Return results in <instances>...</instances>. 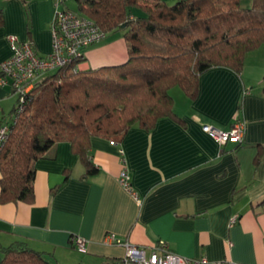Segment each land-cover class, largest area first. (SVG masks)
<instances>
[{"label": "crops", "instance_id": "crops-1", "mask_svg": "<svg viewBox=\"0 0 264 264\" xmlns=\"http://www.w3.org/2000/svg\"><path fill=\"white\" fill-rule=\"evenodd\" d=\"M0 6V62L12 51L9 34L31 40L39 55L51 51L56 0H0ZM59 7L73 9L69 0ZM86 53L81 69L123 63L122 30ZM263 78L264 44L246 54L239 72L208 69L196 97L182 88L172 93L178 117H161L151 130L134 125L120 142L92 136L89 157L98 169L87 175L71 143L58 141L35 162L34 201H0V244L24 240L59 264H113L126 247L104 242L112 232L148 251L164 239L181 255L207 258L204 264H263ZM16 101L12 87L0 84V120L8 121ZM239 115L240 142L222 144L202 128L229 129ZM123 169L130 189L119 180ZM74 234L86 237V250L73 245Z\"/></svg>", "mask_w": 264, "mask_h": 264}, {"label": "trees", "instance_id": "trees-1", "mask_svg": "<svg viewBox=\"0 0 264 264\" xmlns=\"http://www.w3.org/2000/svg\"><path fill=\"white\" fill-rule=\"evenodd\" d=\"M76 1L78 8L72 10L92 18L106 33L104 39L122 30L127 59L78 67L86 50L102 39L39 73L20 112L17 95L0 154L1 202L34 201L35 162L58 141H69L85 175L93 173L98 167L89 157L92 136L120 142L134 125L151 130L161 117H178L173 87L194 98L203 72L220 65L239 72L246 54L264 44V0H251L249 6L242 0ZM0 251V264H59L24 240L0 244Z\"/></svg>", "mask_w": 264, "mask_h": 264}, {"label": "built area", "instance_id": "built-area-1", "mask_svg": "<svg viewBox=\"0 0 264 264\" xmlns=\"http://www.w3.org/2000/svg\"><path fill=\"white\" fill-rule=\"evenodd\" d=\"M63 1L65 0H56L58 8L52 25V47L47 55H39L31 40H22L17 34L8 36L12 51L0 62V84H9L17 93L18 112L25 108V100L33 89L39 73L62 65L68 58L80 55L88 45L106 36L92 18L70 8L59 7ZM12 120L0 121V154L9 138ZM202 128L222 144L229 140L240 142L245 134V122L242 118H237L229 129L218 128L211 123H204ZM119 180L126 188H131L130 174L127 169L121 171ZM86 241V237L82 235H72V243L79 250H86ZM104 242L123 244L126 247L125 254L115 259L113 264H204L208 261L205 257L181 255L170 249L164 239L154 243L149 251L145 246L122 240L112 232L105 235ZM211 264L239 263L234 260H217Z\"/></svg>", "mask_w": 264, "mask_h": 264}, {"label": "rangeland", "instance_id": "rangeland-1", "mask_svg": "<svg viewBox=\"0 0 264 264\" xmlns=\"http://www.w3.org/2000/svg\"><path fill=\"white\" fill-rule=\"evenodd\" d=\"M167 3H169V4H173L175 1H177V0H165ZM69 3H70V5H71V7L73 8V9H77L78 7H77V1L76 0H69ZM242 5L243 6H249V5H251V0H242ZM135 11H137V9H134ZM138 12H140V11H138ZM171 92L172 93H175V95L177 94V92H183L182 91V89L179 87V86H175V87H173L172 89H171Z\"/></svg>", "mask_w": 264, "mask_h": 264}, {"label": "water", "instance_id": "water-1", "mask_svg": "<svg viewBox=\"0 0 264 264\" xmlns=\"http://www.w3.org/2000/svg\"><path fill=\"white\" fill-rule=\"evenodd\" d=\"M125 26H126V24L123 23V24H122V27H125Z\"/></svg>", "mask_w": 264, "mask_h": 264}]
</instances>
